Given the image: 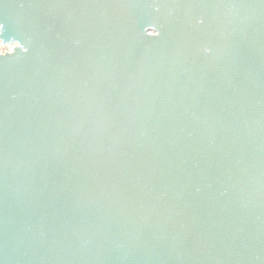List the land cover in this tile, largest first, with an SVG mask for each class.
<instances>
[{"label":"water","instance_id":"1","mask_svg":"<svg viewBox=\"0 0 264 264\" xmlns=\"http://www.w3.org/2000/svg\"><path fill=\"white\" fill-rule=\"evenodd\" d=\"M0 38V264H264V0H0Z\"/></svg>","mask_w":264,"mask_h":264},{"label":"rangeland","instance_id":"2","mask_svg":"<svg viewBox=\"0 0 264 264\" xmlns=\"http://www.w3.org/2000/svg\"><path fill=\"white\" fill-rule=\"evenodd\" d=\"M18 46L16 42H4L0 38V53H5L6 51H14V49Z\"/></svg>","mask_w":264,"mask_h":264},{"label":"snow or ice","instance_id":"3","mask_svg":"<svg viewBox=\"0 0 264 264\" xmlns=\"http://www.w3.org/2000/svg\"><path fill=\"white\" fill-rule=\"evenodd\" d=\"M202 22V21H201Z\"/></svg>","mask_w":264,"mask_h":264}]
</instances>
